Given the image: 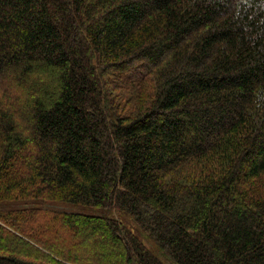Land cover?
I'll return each instance as SVG.
<instances>
[{"label":"trees","instance_id":"trees-1","mask_svg":"<svg viewBox=\"0 0 264 264\" xmlns=\"http://www.w3.org/2000/svg\"><path fill=\"white\" fill-rule=\"evenodd\" d=\"M21 199L104 213L16 209L0 264H164L111 210L175 264H264V0H0Z\"/></svg>","mask_w":264,"mask_h":264},{"label":"rangeland","instance_id":"rangeland-1","mask_svg":"<svg viewBox=\"0 0 264 264\" xmlns=\"http://www.w3.org/2000/svg\"><path fill=\"white\" fill-rule=\"evenodd\" d=\"M51 207V208H50ZM42 209V208H50L52 210L55 209H66L69 211H79L88 214H102L101 209H97L94 207L88 206H80V205H52L40 200V199H21V200H0V219L6 216L8 213L14 212L16 209ZM43 210V209H42ZM114 218H117L118 221L123 225V228L129 230L134 233L136 237L145 243V245L154 253L157 258L164 264H175L169 256H167L165 251H162L153 239L146 233L145 230L141 226H139L128 214L124 211L119 210H111L109 213ZM33 232L32 230L30 231ZM81 234H84L81 232ZM80 245V244H79Z\"/></svg>","mask_w":264,"mask_h":264}]
</instances>
